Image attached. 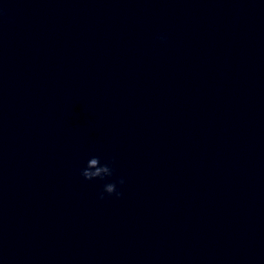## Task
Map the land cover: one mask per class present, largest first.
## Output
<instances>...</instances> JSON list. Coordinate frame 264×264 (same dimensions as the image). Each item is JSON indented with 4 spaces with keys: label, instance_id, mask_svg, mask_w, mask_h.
Listing matches in <instances>:
<instances>
[{
    "label": "clouds",
    "instance_id": "1",
    "mask_svg": "<svg viewBox=\"0 0 264 264\" xmlns=\"http://www.w3.org/2000/svg\"><path fill=\"white\" fill-rule=\"evenodd\" d=\"M160 39H164V37H160ZM113 163L114 161L102 163L100 156H92L87 160L86 165L80 170V175L88 181L96 179L104 180L107 177L113 176ZM124 183L125 181L123 178H119L114 182L105 183L103 185L102 191L98 195V198L103 200L105 198V194L108 196L115 195L117 198H119L122 196V192L118 190L117 186H122Z\"/></svg>",
    "mask_w": 264,
    "mask_h": 264
}]
</instances>
